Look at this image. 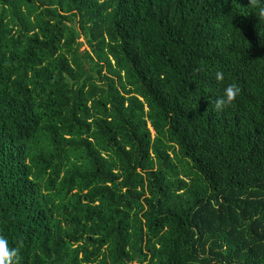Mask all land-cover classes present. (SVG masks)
Listing matches in <instances>:
<instances>
[{
    "label": "trees",
    "instance_id": "obj_1",
    "mask_svg": "<svg viewBox=\"0 0 264 264\" xmlns=\"http://www.w3.org/2000/svg\"><path fill=\"white\" fill-rule=\"evenodd\" d=\"M0 235L16 264H264L249 0H0Z\"/></svg>",
    "mask_w": 264,
    "mask_h": 264
},
{
    "label": "clouds",
    "instance_id": "obj_2",
    "mask_svg": "<svg viewBox=\"0 0 264 264\" xmlns=\"http://www.w3.org/2000/svg\"><path fill=\"white\" fill-rule=\"evenodd\" d=\"M249 5L254 7V15L258 20L264 19V0H249ZM217 82L224 80V73L220 70L214 76ZM240 88L236 83H227L222 89V94L209 98L210 107L216 112L223 111L230 106L239 96ZM18 258L17 249L9 246L6 236L0 235V264H16Z\"/></svg>",
    "mask_w": 264,
    "mask_h": 264
},
{
    "label": "rangeland",
    "instance_id": "obj_3",
    "mask_svg": "<svg viewBox=\"0 0 264 264\" xmlns=\"http://www.w3.org/2000/svg\"><path fill=\"white\" fill-rule=\"evenodd\" d=\"M79 29V28H78ZM80 40H84V38L82 37ZM85 49H88V45L87 44H84L81 51H84ZM132 264H137L136 262L135 263H132Z\"/></svg>",
    "mask_w": 264,
    "mask_h": 264
}]
</instances>
